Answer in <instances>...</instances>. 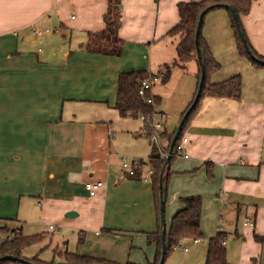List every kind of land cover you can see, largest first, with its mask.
I'll list each match as a JSON object with an SVG mask.
<instances>
[{"label":"crops","instance_id":"obj_1","mask_svg":"<svg viewBox=\"0 0 264 264\" xmlns=\"http://www.w3.org/2000/svg\"><path fill=\"white\" fill-rule=\"evenodd\" d=\"M192 1L200 0H121L123 53L109 56L85 49L90 35L106 27L108 0H0V233L6 234L0 246L13 231L40 233V242L49 238L40 248L53 246L52 258L27 255V248L23 256L64 264L58 252L70 251L120 264L155 261L157 244L148 235L160 228L161 213L151 151L130 157L140 163L137 175L124 171L120 145H131L140 133L107 118L104 106L115 108L122 72L157 74L169 65L167 83L178 67L168 104L161 91H152L160 97L158 111L168 121L178 118V127L197 93L199 64H174L178 42L170 38L177 35L169 32L180 21L178 4ZM242 24L264 56V0L253 2ZM202 33L221 64L211 81L240 72L243 93L240 99L204 95L191 115L183 135L188 156L173 150L164 173L167 230L185 207L181 198L200 195V239L225 231L235 236L226 240L231 264H264V244L255 239L264 236V68L241 55L226 8L206 15ZM41 42L44 48H36ZM86 181L103 186L90 195ZM243 211V226L233 230L225 216ZM248 218L254 225L245 224ZM12 220L22 225L10 228Z\"/></svg>","mask_w":264,"mask_h":264},{"label":"trees","instance_id":"obj_2","mask_svg":"<svg viewBox=\"0 0 264 264\" xmlns=\"http://www.w3.org/2000/svg\"><path fill=\"white\" fill-rule=\"evenodd\" d=\"M255 0H200L192 2H180L178 4V9L180 13V21L170 30L169 34L179 35V41L176 45V60L174 64L180 65L182 67L191 60H195L198 64V56L195 45L196 30L198 26V21L201 12L210 7L211 5H216L215 10L218 8H224L222 4H229L237 14L239 23L242 31L244 32L247 43L252 51L250 54L241 39L235 20L232 17V26L236 34L237 45L242 56L248 58L252 65L257 69L264 68V56L260 55L250 43L247 34L245 32L244 26L242 24V15L247 14L252 4ZM209 11V12H210ZM208 12V13H209ZM207 13V14H208ZM206 14V15H207ZM206 17V16H205ZM104 21L106 27L103 31L90 35L88 41L86 42V51L92 53L105 54L109 56H120L123 53L124 40L119 37V28L122 21V5L121 0H108V10L104 15ZM204 24V23H203ZM203 28V27H202ZM200 51L202 59L205 65L206 74L205 81L203 85V90L201 98L204 95H210L218 98H234L240 99L243 93V77L241 73H236L233 76L220 81L212 82L211 75L221 68L220 62L214 57L209 43L203 33L201 32L199 40ZM163 73V80L167 81L170 78L171 67L166 65L164 69L160 70ZM157 74H151L147 70H134V71H124L119 76V86H118V99L115 108L118 109L122 116L138 117L139 114H149L154 111V103H149L146 99L139 94V89L142 82L150 76H155ZM199 80L201 78V68L199 65L198 72ZM148 95H153L155 104L159 103L160 97L153 94L150 90ZM200 98V99H201ZM194 101V100H193ZM192 101V103H193ZM200 100L194 107V109L189 114L186 122L184 124L182 133L178 140H180L183 135L185 128L190 120L191 115L197 109ZM182 114L187 112L189 107ZM176 129L169 131L167 128L161 134L163 145L166 149L170 148L171 141L176 132ZM175 148V147H174ZM175 153V149H174ZM173 156L171 157V160ZM149 160L152 166L153 173L151 174L152 181L154 183V188L156 191V196L160 204L161 192L166 196V177H164V188L160 187V180L162 170L165 166L166 159L161 157V154L157 148L152 144L151 154ZM170 160V163H171ZM169 163V165H170ZM167 165V168H169ZM140 168L136 169V175L139 173ZM135 176V175H133ZM185 207L178 211L173 217L172 224L167 230L165 245H166V259L169 254L175 249V247L180 244L185 239L202 238L203 231L201 228V210H202V197L200 195H189L181 198ZM6 230V229H5ZM108 230V229H107ZM0 231H3L0 228ZM109 231V230H108ZM13 237L10 240H6L0 246V257L6 254H13L17 257L24 258L27 261L20 260H2L0 264L16 263V264H30L33 262L35 264H61L57 263L56 259L52 262H47L39 259L38 256L31 258L23 256V250L31 245H34L42 240L43 234H32L26 235L23 233H17L13 231ZM149 242L157 244V254L155 261L151 264H159L162 254V227L154 232L149 233ZM256 241L264 244L263 235H255ZM227 234L225 231H219L213 237L208 240V252L205 264H231L227 257V247H226ZM59 255V256H58ZM57 257H62L65 261L64 264H120L114 261L101 259L93 257L90 255H81L76 252L70 251H59ZM165 259V261H166ZM126 264H137L128 262Z\"/></svg>","mask_w":264,"mask_h":264},{"label":"rangeland","instance_id":"obj_3","mask_svg":"<svg viewBox=\"0 0 264 264\" xmlns=\"http://www.w3.org/2000/svg\"><path fill=\"white\" fill-rule=\"evenodd\" d=\"M170 39L174 42H178L179 41V35L174 36ZM59 40H60V37H59ZM40 47L44 48L42 42L36 48H40ZM36 50L38 51V49H36ZM175 53H176V49H175ZM246 59H248V58H246ZM248 61L252 65V63L249 59H248ZM172 72H173V75L171 76L170 81H168L167 83L162 81L163 76L161 77L160 71L156 72L157 75L159 76L158 79H160V80L155 81L152 84L151 91L158 90L164 94L163 98H162V103L164 101H165V103H167V101L170 100L172 91L174 90V88L176 89L178 77L182 73V71L178 67H175L174 69H172ZM242 77H243V75H242ZM154 105H155L156 110H158L160 108V103L155 104V101H154ZM104 109H105V113L107 114V118L119 119V123H121L123 127L129 129L130 131H138L140 133V135H138L139 137L134 139L135 142L132 143L131 145L129 143H123V145H120V153L122 155H127L129 157H133V158L135 157V159H140V157H138L136 155L137 154L136 152H138V154L141 153L143 155H145V153L148 152V155H149L150 151H151V145H150L151 140H150V137L147 136L145 131H144V129L147 128V126L145 127V122L141 118V116L143 114H139V116L136 118L131 117V116L130 117L128 116L127 118H123L119 115V111H117L115 108H109L107 106H104ZM175 118L173 117V119H175ZM178 120H179L178 118L175 120H171V121H168V119H167L168 122L166 121L165 125L169 129H174V126L177 125ZM118 126H120V125H118V123H117L113 127L114 130H116L117 132L119 131V129L117 128ZM141 127H145L142 130V132L140 130ZM120 144H122V141H120ZM144 158H145V160H147V156ZM244 218H245L244 211L241 212L239 215L237 213H235L234 219H232L230 216H225V220H227V221L232 220V222H233L232 229L233 230L236 227L240 228L241 226H243ZM21 223H22L21 221L16 222V221L12 220L11 224H10V228H14V227L20 225ZM0 226H3V225H0ZM225 227L227 228L226 222L224 223V228ZM56 229H57V227H56ZM28 230H30V229H28L27 225L25 224V232H28ZM30 232H32V231H30ZM28 234H31V233H28ZM50 234L52 235L51 231H50ZM50 234L48 233V237L51 236ZM54 236H55V238H54V241H55L57 234H55ZM4 237H6V234L0 233V244H1L2 239ZM234 237H235L234 235L233 236L228 235L227 240L230 241V239H231L232 241H234ZM46 242L49 243V238H48V241H46ZM46 242H39V243H36L34 245L29 246L26 249L25 253H27V255H31V254H35L38 252L39 253L38 255H40L42 252L41 256L43 258L51 259L53 256V249H54L53 246H51V247H49V246L45 247L44 246L43 251L40 248L41 245L43 246V244H45ZM181 243L183 245L178 244L175 247V249L169 254V256L167 257L164 264H205V258H206V253H207V251L205 253V249L207 250V248H208V239L203 238L199 244H195L193 242V239H187V240L185 239ZM185 246H188L190 248V250L185 251V248H184Z\"/></svg>","mask_w":264,"mask_h":264},{"label":"built area","instance_id":"obj_4","mask_svg":"<svg viewBox=\"0 0 264 264\" xmlns=\"http://www.w3.org/2000/svg\"><path fill=\"white\" fill-rule=\"evenodd\" d=\"M161 77L163 76V73H160ZM159 76H150L147 79H145L139 89V94L143 96L147 102L154 103L153 95H148V92L152 88V84L155 80H158ZM143 121L145 122V127L147 126L146 130L148 131V136L150 137V140L152 141V144L157 148L159 153L161 154V157L164 159H167L169 156V150L166 149L163 145L161 134L165 130V123L168 119V116L165 112L161 111H154L149 114H143L141 116ZM110 136H114V131H109ZM189 142V138L187 136H183L180 140H178L175 144V152L178 155H184L188 156L187 153V144ZM122 168L124 171L129 173L131 176L136 175V169L140 166V163L134 159H131L130 157L123 156L122 157ZM150 173H153V170H150ZM103 186V181H86L85 182V188L88 190L90 195H95L98 188ZM245 224L254 225V221L251 219H247ZM54 227L51 226V229ZM195 241H201L200 238H195ZM180 244H182L180 242ZM187 249V248H186Z\"/></svg>","mask_w":264,"mask_h":264},{"label":"water","instance_id":"obj_5","mask_svg":"<svg viewBox=\"0 0 264 264\" xmlns=\"http://www.w3.org/2000/svg\"><path fill=\"white\" fill-rule=\"evenodd\" d=\"M222 6L224 8H226L231 13L232 17L235 20L239 35H240L241 39L243 40V43H244L247 51L250 54H252V51H251V49H250V47H249V45L247 43V40L245 38L244 32L241 29V26H240V23H239V19L237 17L236 12L227 3L226 4H222ZM215 7H216V5H211L210 7H207L206 9H204L201 12L200 17H199L198 26H197V30H196L195 45H196L199 65H200V68H201V78H200L198 90H197V93L195 95L194 101H193L192 105L189 107V109L187 110V112L184 114L183 118L181 119V121H180V123H179V125H178V127L176 129V132H175V134L173 136V139L171 141V145H170V148H169V156L166 159V163H165V166H164V168L162 170V174H161V180H160L161 189L164 188V173H165V171L167 169V165L170 163L171 157L173 155L174 146H175L176 142L178 141V139H179V137H180V135L182 133L184 124L186 122V119L188 118L189 114L191 113V111L194 109V107L196 106V104L198 103V101L201 98L203 85H204V81H205L206 69H205V65H204V62H203V59H202V55H201V51H200L199 40H200V35H201V32H202V27H203L205 16L211 9H213ZM253 57H254V55H253ZM165 204H166V199H165L164 194L161 192L160 213H161L162 243H163V246H162L161 260H160L159 264H164L165 263V259H166V256H165L166 255L165 238H166V233H167V222H166V215H165ZM5 259L27 261L24 258L17 257V256H15L13 254H6V255L0 257V262L2 260H5ZM30 264H35V263L30 262Z\"/></svg>","mask_w":264,"mask_h":264}]
</instances>
